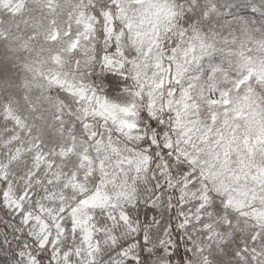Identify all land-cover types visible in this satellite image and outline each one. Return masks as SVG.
I'll return each mask as SVG.
<instances>
[{"label":"snow or ice","instance_id":"snow-or-ice-1","mask_svg":"<svg viewBox=\"0 0 264 264\" xmlns=\"http://www.w3.org/2000/svg\"><path fill=\"white\" fill-rule=\"evenodd\" d=\"M0 264H264V0H0Z\"/></svg>","mask_w":264,"mask_h":264}]
</instances>
